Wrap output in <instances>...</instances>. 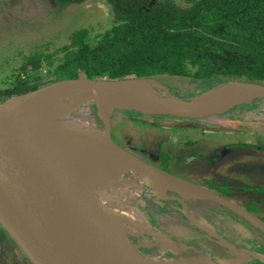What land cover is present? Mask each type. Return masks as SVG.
<instances>
[{"label": "trees", "instance_id": "1", "mask_svg": "<svg viewBox=\"0 0 264 264\" xmlns=\"http://www.w3.org/2000/svg\"><path fill=\"white\" fill-rule=\"evenodd\" d=\"M54 1L69 5L89 0ZM105 1L112 24L95 36L94 45L89 43V30L80 28L68 35L69 42L62 47L24 56L17 76L0 88V102L46 83L77 78L155 79L163 84L173 78L183 80L187 88L190 84V90L207 82L213 87L229 81L264 86V0H185L186 6L174 0ZM43 66L47 74L40 76ZM115 112L127 119L139 115ZM260 191L264 198V189ZM150 203V225L164 235L191 246L209 244L213 251L218 249L177 210L160 211L156 201ZM199 211L226 239L251 236L217 208ZM225 225L237 233L232 235Z\"/></svg>", "mask_w": 264, "mask_h": 264}, {"label": "bare ground", "instance_id": "2", "mask_svg": "<svg viewBox=\"0 0 264 264\" xmlns=\"http://www.w3.org/2000/svg\"><path fill=\"white\" fill-rule=\"evenodd\" d=\"M112 89L113 97L110 100L90 91L74 89L11 98L1 102L0 115L18 133L38 146L49 162V154H53L78 183L89 206L111 229L121 247L119 253L109 249L111 264H211L203 256L160 258L141 255L134 250L136 245L128 237L137 238L139 246L147 247L143 245L144 242L155 246L160 254L175 252L179 247L178 240L167 237L148 222L143 209L142 183L147 184L150 192L146 196L157 199H163L168 190L177 191L183 196L202 197L205 193L193 185L173 182L155 171L137 168L126 157L109 151L90 115L89 106L94 104L101 117H106L115 109L192 114L215 107L230 109L263 97L264 92L224 83L192 97L189 100L194 103L190 105L191 110L183 112L174 99L167 98L165 86L155 79L122 80ZM195 103H198V107ZM66 200L76 205L73 197L67 195ZM2 212L0 207V216H3ZM88 220L93 224L90 217ZM202 223L212 230L207 221L202 220ZM95 228L99 230L98 226ZM206 235L225 252L236 253L233 244L228 246L213 235ZM17 241L27 252L22 239L18 237Z\"/></svg>", "mask_w": 264, "mask_h": 264}, {"label": "rangeland", "instance_id": "3", "mask_svg": "<svg viewBox=\"0 0 264 264\" xmlns=\"http://www.w3.org/2000/svg\"><path fill=\"white\" fill-rule=\"evenodd\" d=\"M174 1L180 6L187 5L185 0ZM111 24L112 13L110 6L105 0H89L81 4L69 5H60L54 0H0V88L4 89L7 83L17 76L24 56H28L36 50L51 52L60 48L69 42L68 35L80 28L89 30V36L91 37L89 43L94 45L96 43L94 42L95 36L104 33L111 27ZM42 68V71L38 74L40 76L47 74V69L44 66ZM166 79L165 84H160L165 86L167 93L181 95L184 98L196 97L213 89L211 82L200 84L190 90L192 86L189 84V88L185 87V83L181 82L183 80ZM44 82H46L45 79ZM183 89L189 91L185 94H179ZM89 107L90 115L94 119L96 127L101 131L103 141V119L98 116L99 113L94 104ZM122 111L130 114L129 111ZM225 113H227L228 117L226 121H214L216 119L214 117L225 116L222 115ZM125 115L122 112H115L112 116L111 138L122 146H129L130 148L131 146L135 148V145H139V142H142V144L147 142L146 147H148V150H150L149 147L161 145L162 143L161 146H167L172 151H179L181 150L179 147L183 146L186 139L185 133L190 132L191 136L195 137L194 135L197 132L196 130L192 131L193 129L188 127H171L170 125L177 121L175 118L165 115H139V119H144L147 122L152 121L151 123L162 122V125L157 126L156 130L152 129L153 127L151 129L149 127L145 129L138 128L129 120L127 121L128 117ZM130 115L133 116L134 114ZM180 119L182 122L188 120ZM212 119L215 123L211 122ZM191 120H196L198 121L196 123L202 125L205 122L208 123L207 127L200 130V133L203 131V136L199 137L197 144L192 147V151L203 155V153H212L217 148V151L227 155V159L225 161L222 160L223 162L219 165L218 163L200 164L198 168L195 167L197 168L195 177L198 178L196 180H202L200 181L201 183L214 189H220L219 184L228 188L239 189V187L243 186L234 179L244 178V176L240 177L241 174L238 171V169H243L244 172H253V176L250 178L253 186L264 189V98L240 104L229 111L221 113V115L213 114L204 116L201 119L195 118ZM154 138L157 139L156 143ZM145 153L143 152V156ZM236 156H242L243 159H238ZM226 169L233 171L231 172L232 176H226L224 172ZM215 176L223 179V181L215 183L212 180H203L205 177L212 178ZM146 194H150L148 186L146 183H142L143 209L146 213L152 209L150 203L152 200L158 203L160 211H175L179 207L174 201L166 204L164 200L157 199L151 195L146 196ZM231 194L237 195L238 193L233 192ZM251 195L255 198L256 193L249 196ZM241 200L243 201V199H240L239 202H242ZM250 206L251 203L247 205L248 208ZM193 208L191 204L190 209L193 210ZM226 227L232 235L237 233V230ZM226 227L225 229H227ZM255 228L258 229L257 227ZM213 229L217 233L218 229L215 227ZM261 232L264 235V231L261 230ZM259 237L261 240L254 239L249 243L248 250L246 248L243 249L244 251L241 250L243 253H238L236 256H228L226 264H264V260L261 259H264V241L262 236ZM128 240L136 245L134 250L141 255H152L160 258L188 257L185 255L187 252L181 250L180 247L175 252L160 254L157 248L149 243L144 242L143 245L147 247H142L139 246L137 238L128 237ZM18 246L0 222V264H29L28 258ZM12 251L16 253L17 258H20L18 263L13 259L15 254ZM21 259H26L29 263Z\"/></svg>", "mask_w": 264, "mask_h": 264}, {"label": "water", "instance_id": "4", "mask_svg": "<svg viewBox=\"0 0 264 264\" xmlns=\"http://www.w3.org/2000/svg\"><path fill=\"white\" fill-rule=\"evenodd\" d=\"M121 81L90 80L86 78L63 79L12 98L38 96L53 90L74 89L79 92L90 91L96 96H102L106 100H110L113 97V86ZM224 83H233L241 88H252L264 92L263 85L238 81ZM166 95L168 99H174L183 112L190 111V105L194 104L189 101L191 98L169 94L167 91ZM260 98H264V96ZM195 105L198 107V103H195ZM230 109L217 107L198 109L199 112L192 114L163 110L147 113H140L137 110L125 111L135 112L139 115H168L201 119L208 115H219ZM113 113L114 110H111L106 117L98 115L103 119V142L109 151L126 157L137 168L155 171L176 183L190 184L146 163L115 144L111 138V117ZM49 156L50 162L41 153L38 146L33 145L29 139L18 133L0 115V207L4 212H2L3 216H0L1 224L17 246V238L22 239L27 252L21 244L18 248L31 264H111L108 256L109 249H113L115 253H119L121 250L119 243L111 233V229L106 226L99 214L89 206L87 197L83 195L78 183L67 169L53 154L50 153ZM167 192L177 194V196L166 195L164 198L174 200L179 205L178 212L185 220L204 233L213 235L228 246L230 245L228 240L217 235L213 228L209 230V228L203 226V219L194 216L187 208L188 202L205 200L224 206L260 231H264V222L235 203L214 193L203 190L205 195L197 197L183 196L177 191L168 190ZM67 195L73 197L76 205L67 203ZM146 216L149 222L147 213ZM88 217L92 219L93 224L89 222ZM95 226H98L99 230ZM179 247L181 249L189 248L180 243ZM233 249L237 252V249ZM206 259L211 264H226L228 262L223 259H217V261L210 258Z\"/></svg>", "mask_w": 264, "mask_h": 264}, {"label": "flooded vegetation", "instance_id": "5", "mask_svg": "<svg viewBox=\"0 0 264 264\" xmlns=\"http://www.w3.org/2000/svg\"><path fill=\"white\" fill-rule=\"evenodd\" d=\"M188 91L189 90H187V89H183V91L179 92V94H185ZM138 116L139 115H133L131 118L129 117V119H128L131 123L135 124V127L143 128V129L148 128V127L151 129L153 127L152 129L156 130L157 126L162 125V122L151 123L152 121L147 122L144 119H139ZM165 116H168V115H165ZM171 117L175 118L177 121L176 123L170 125L171 127H173V128L188 127V128H192L193 129L192 131H194V130L197 131L196 134L194 135L195 137L191 136L190 132L185 133L186 139L183 143V146L179 147L181 149L179 151H172L167 146H161L162 143H161V145H154V146L149 147L151 150L150 151V150H148V147H146L147 142L144 144H142V142L141 143L139 142L138 143L139 145H135V148H133L132 146L130 148L129 146L128 147L122 146L121 144L117 143L113 139L112 140L119 147L127 150L128 152H130L131 154L140 158L141 160L145 161L146 163L170 174L171 176L179 178V179H181L187 183L197 185V186H199V187H201V188H203V189H205L211 193H214V194H216L222 198H229L231 200L233 199L234 201H238L239 205L238 204L237 205L239 207L245 209L246 211H248L249 213H251L252 215L257 217L259 220L264 222V198L262 197L263 192L260 191L261 190L260 187L257 188L255 186H253L252 182H250V181H252L250 178H251V176H253V172H244L243 169H241V170L238 169V171L241 174L240 177L244 176V178H240V179L235 178L234 179V180H237L243 186V187H239L238 195L229 194L228 191H230L231 188L230 187L228 188L227 186H222V184H219V187H221L220 189H214V188H210L208 186H205L206 184L200 182L202 180H196V179H198L195 177L197 175L196 169L198 168V166L200 164L209 165V164L218 163V165H219L227 159V155L220 153V151H217V148H215V150H213L212 153H208V154L203 153V155H199L197 152L192 151V147L197 144L199 137L203 136V131H202V133H200V130L207 127L208 123L205 122L202 125L200 123H196V122H198L196 120H191V119L182 118V117H175V116H171ZM226 117L227 116H222V117L216 116V117H214L216 119H214V118L213 119L215 122H218V121L223 122V121H226L228 119V117L227 118ZM180 118L188 119V120L186 122H182V120ZM213 119L211 122H213ZM215 122H213V123H215ZM196 127H198V128H196ZM160 137H162V136H160ZM154 140L156 143L157 139L154 138ZM186 143H187V146H186ZM143 152H146L145 153L146 156L145 155L143 156ZM224 155H226V156H224ZM149 156H150V158H148ZM217 156H219V157H217ZM236 157H238V156H236ZM238 159H243V158H242V156H239ZM211 160H213V161H211ZM208 161H211V162L207 163ZM230 164H231V162H230ZM195 167H197V168H195ZM224 172L226 173V176H232L231 172H233V171H229L226 169ZM203 180L204 181L205 180L206 181L212 180V182H215V183H219V181H223V179L219 178L218 176H215L212 178L205 177ZM253 193H256L257 197L255 196V198H254L253 195L249 196L250 194H253ZM166 195L177 196V194H175L173 192H166ZM240 199H243V201L241 200L242 202H239ZM162 200H164L165 202L166 201H174V200L165 199V198H163ZM206 203H208V204L210 203L211 205L218 206L217 204L211 203L209 201ZM250 203H251V206L249 208H251V209H249L247 207V205H249ZM191 204L194 207L193 210L190 209ZM198 204H200V202H198L197 204L195 202L194 203L188 202L187 208L190 211L192 210L191 212L194 213V216H196L197 218H202L203 220H205L202 215H201L202 217L199 216L200 211L198 210V208H199ZM176 210L178 211V207L176 208ZM237 220L240 221L239 223L244 229L250 231L251 236H249L248 238H244V237L239 236V237H233L230 239H226L223 237L224 239L231 242L240 251L241 250L244 251L243 249H246V248H247L246 250H248V247L250 245L249 243L252 242L254 239L261 240V239H259L260 238L259 236H262L263 241H264V235L262 234V232L259 229H256L253 225L248 223L241 216L237 215ZM205 221L209 222L207 219ZM216 232H217V235H219L218 231H216ZM204 236L207 237L206 239L209 243H212L214 246L220 248L217 244L213 243L208 238V236H206V235H204ZM263 241H262V243H263ZM179 243L189 247L187 249H181V250H185L187 252V253H185V255L188 257L203 256L205 258H210V259H213L214 261H217V259H218L217 257L221 256V254L217 250H214V251L212 250V251L208 252L207 251L208 246H205V248H204V247L199 246V243H195V244H193V246L185 244V243L180 242V241H179ZM195 248H197V250H195ZM12 253L15 254L14 257L16 258V260H15V258H13L14 261H16L18 263V260L20 258L16 257V253L14 251H12ZM21 260H24L26 263H29L26 259H21Z\"/></svg>", "mask_w": 264, "mask_h": 264}, {"label": "crops", "instance_id": "6", "mask_svg": "<svg viewBox=\"0 0 264 264\" xmlns=\"http://www.w3.org/2000/svg\"><path fill=\"white\" fill-rule=\"evenodd\" d=\"M113 115H114V113H113ZM112 115V116H113ZM112 118V117H111ZM127 121H128V119H127ZM191 184V183H190ZM192 185H194V184H192ZM194 186H197V185H194ZM197 187H199V186H197ZM201 190H205V189H203V188H201V187H199ZM236 190V191H235ZM207 191V190H206ZM230 191H233V192H236V193H238V189H234V188H231L230 189ZM233 192H229L228 191V193L229 194H231V193H233ZM238 195V194H237ZM240 195V194H239ZM224 199H226V200H229V201H231V202H233V203H235L236 205L238 204V201H234L233 199L231 200V199H229V198H224ZM198 202H200V204H198V210H203V209H206V208H210L211 209V207L214 209V208H217V209H219V211H223L224 213H225V216L227 215V217L229 218V219H231V220H235V221H237L238 223L240 222V221H238L237 220V215L236 214H234L232 211H230L229 209H227V208H225L224 206H220V205H218V206H214V205H211L210 203L208 204V203H206V202H208V201H205V200H203V201H196L195 203L197 204ZM202 202V203H201ZM210 202V201H209ZM192 203H194V202H192ZM211 203H213V202H211ZM216 204V203H215ZM239 205V204H238ZM240 224V223H239ZM201 231V230H200ZM202 233L204 234V235H206V233H204L203 231H202ZM217 234V233H216ZM207 236V235H206ZM205 238H207V237H205ZM207 240V239H206ZM229 243H231V242H229ZM232 244V243H231ZM205 246H208L207 247V251L209 252V251H212V246L210 247L209 246V244H203V247L205 248ZM235 246V245H234ZM235 248L237 249V252L235 253V254H229V253H227V252H225L222 248H218V249H216L220 254H221V256H219V257H217L218 259H223V260H226V261H228L227 259V257L228 256H230V255H234V256H236L238 253H243V252H241L236 246H235ZM195 250H197V248H195Z\"/></svg>", "mask_w": 264, "mask_h": 264}]
</instances>
